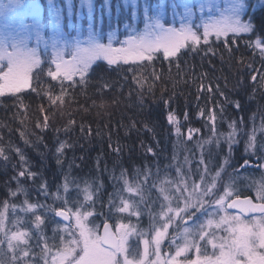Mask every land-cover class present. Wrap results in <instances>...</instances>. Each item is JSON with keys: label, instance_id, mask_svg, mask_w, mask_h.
<instances>
[{"label": "trees", "instance_id": "1", "mask_svg": "<svg viewBox=\"0 0 264 264\" xmlns=\"http://www.w3.org/2000/svg\"><path fill=\"white\" fill-rule=\"evenodd\" d=\"M253 19L259 31L264 12ZM115 24L105 20L103 28ZM209 47L215 54H204ZM260 60L259 50L237 40L201 45L174 61L100 60L71 80L45 62L14 91L2 90L0 76V264H46L52 253L73 248L78 240L64 231L62 211L90 216L98 230L105 222L127 224L138 238L167 231V243L193 217L200 227L178 242L189 245L188 256L208 254L211 235H202L222 197L264 203ZM200 84L212 91L198 99ZM167 111L178 121L170 125ZM62 141L71 147L57 153ZM241 155L250 164H239Z\"/></svg>", "mask_w": 264, "mask_h": 264}, {"label": "snow or ice", "instance_id": "2", "mask_svg": "<svg viewBox=\"0 0 264 264\" xmlns=\"http://www.w3.org/2000/svg\"><path fill=\"white\" fill-rule=\"evenodd\" d=\"M14 2L17 7L6 16L0 17V76L6 74L8 77H14L19 69L27 67L35 59H39L41 66L47 62L53 68L60 66L69 72L79 73L85 66L90 70L100 60L109 66L122 62L139 63L156 58L174 61L184 51L195 53L201 49V45L214 42L223 43L227 47L229 42L234 44L237 40H243L245 47L259 50L261 70L264 71V39L259 35V32H264V19L261 20L262 27L259 31L253 19L257 12H264V0H206L209 18L213 22L204 20V7L199 10L200 22L196 21V13L192 9H185L180 16L178 29L175 26H166L161 14L153 13L146 0L143 5L140 0H131L130 9L128 0H125L123 11L127 13L130 10L131 20L124 22L123 35L119 23L120 5H117L116 24L105 30L101 22L99 31L90 24L86 38L82 29L73 25L72 10L75 8L80 12L86 9L88 16L95 19L96 0H69L68 3H65V0ZM112 8L111 0H104V12L111 13ZM80 22L83 23L81 19ZM105 35L106 44L101 42ZM228 51L231 57L232 52L230 49ZM215 52L216 49L209 47L204 54ZM46 56L47 61L44 60ZM221 59L223 60L222 55ZM240 65L244 66L243 59ZM74 78L79 79V75ZM251 80L256 81L257 77L253 75ZM240 86L243 87V84ZM260 86L264 87V83H260ZM205 88L211 94V85L200 84L197 90L198 99L200 92L205 91ZM217 89L219 90L218 87ZM233 106L239 110L238 102H234ZM203 115L204 110L199 109L197 118ZM166 120L171 125L178 121V118L172 111H167ZM70 147L67 141H62L56 151L62 153L65 148ZM238 163L248 165L250 161L241 155Z\"/></svg>", "mask_w": 264, "mask_h": 264}, {"label": "rangeland", "instance_id": "3", "mask_svg": "<svg viewBox=\"0 0 264 264\" xmlns=\"http://www.w3.org/2000/svg\"><path fill=\"white\" fill-rule=\"evenodd\" d=\"M23 2L24 0H21V3ZM68 2L69 0H65V3ZM111 2L113 5L112 12L107 13L103 9L104 0H96V18H98L99 23L97 26L93 17L88 16L86 9L77 12L73 8L72 23L82 29L84 38L87 37L90 24L99 31L101 22L102 24L105 20L117 22V5H120L119 23L122 25L121 35L124 34L123 24L126 20H131L130 10L127 13L123 11L125 0H111ZM140 2L143 5L145 0H140ZM146 2L153 13L158 12L161 14V19L166 26H175L178 29L180 16L183 15L185 9H192L196 13V21L200 22L201 14L199 10L201 7L205 8L203 13L204 20L208 23L213 22L209 18L206 0H146ZM16 7L17 4L14 0H0V17L6 16ZM128 7L129 9L131 8V0H128ZM65 15H67V8L65 9ZM79 18L83 23L80 22ZM110 25L112 24L110 23ZM140 27L142 29L143 24ZM101 42L107 43L106 35L101 39ZM39 64V59H35L27 67L19 69L14 77L6 75L2 79V90L14 91L24 86L28 73H31ZM56 69L61 77L71 80L86 70L87 66L81 68L79 73L69 72L60 66H57ZM227 204L225 195L214 208L208 211V228L206 233L202 235V239L211 235L210 251L208 254L205 252V254L200 253L193 256H188L187 254L190 252L188 244L178 242L181 236L185 238V242H188V238L193 234L192 232L200 227V223H197L193 217L182 221L183 224L186 221L188 224L181 229L180 236L175 237L168 243L167 231H158L151 238L147 236L138 238L137 232L129 225L117 223L115 226L113 225L114 232L120 241L119 251L116 252L107 250L100 244L102 226L110 222H105L98 230V228L90 226L88 222L90 216L70 215L68 213L71 221L64 231L73 232V235H76L75 242L78 240V243L71 249L52 253L48 256L46 264H264V215L254 217L255 220L253 221H248L239 215H228L225 208ZM59 214L60 212L58 216ZM180 217L178 215L175 216V220L178 221ZM258 217L262 220H257ZM75 231L78 233V237ZM16 239L19 240L20 238L17 237ZM166 243L169 244L168 247L165 246ZM78 245L81 247L79 250H81L82 255L76 258ZM168 250H171L172 254H169Z\"/></svg>", "mask_w": 264, "mask_h": 264}, {"label": "water", "instance_id": "4", "mask_svg": "<svg viewBox=\"0 0 264 264\" xmlns=\"http://www.w3.org/2000/svg\"><path fill=\"white\" fill-rule=\"evenodd\" d=\"M226 210L229 213L239 214L245 219H250L264 215V204L255 202L252 197L236 198L228 202ZM58 217L66 224H70L71 218L67 212H60ZM100 242L101 245L107 249L116 252L119 251L120 241L116 236L111 223H106L102 226L100 231Z\"/></svg>", "mask_w": 264, "mask_h": 264}, {"label": "flooded vegetation", "instance_id": "5", "mask_svg": "<svg viewBox=\"0 0 264 264\" xmlns=\"http://www.w3.org/2000/svg\"><path fill=\"white\" fill-rule=\"evenodd\" d=\"M107 250H109V249H107ZM112 251V250H111ZM199 254H200V252H199Z\"/></svg>", "mask_w": 264, "mask_h": 264}]
</instances>
